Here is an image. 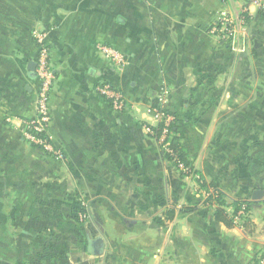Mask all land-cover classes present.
Segmentation results:
<instances>
[{"label":"crops","instance_id":"1","mask_svg":"<svg viewBox=\"0 0 264 264\" xmlns=\"http://www.w3.org/2000/svg\"><path fill=\"white\" fill-rule=\"evenodd\" d=\"M242 10L248 19L234 41L218 44L208 34L217 13ZM34 30L47 33V133L60 158L23 138L38 89L28 70ZM99 46L120 53L122 67ZM102 84L123 95L125 110L95 92ZM160 98L195 172L228 204L251 203L249 231L216 222L208 193L162 159L145 129ZM256 190L264 191V16L249 0H0V264H257ZM80 204L86 218L76 222ZM96 237L98 256L89 253Z\"/></svg>","mask_w":264,"mask_h":264},{"label":"built area","instance_id":"2","mask_svg":"<svg viewBox=\"0 0 264 264\" xmlns=\"http://www.w3.org/2000/svg\"><path fill=\"white\" fill-rule=\"evenodd\" d=\"M250 4L253 5L258 12L264 14V0H249ZM246 10H242L238 18H235L226 11H220L217 13L215 20L208 27V34L213 37L218 44L227 45L229 42L234 40L238 29L245 25ZM32 38L37 48V57L35 60V78L38 83V89L35 99V116L26 122L25 132L23 134L24 141L33 147L39 148L40 150L51 154L57 158L61 157L60 152L53 147L52 140L47 133V126L50 121L48 99L51 91L52 83L54 80V74L49 65V53L46 44L47 33L43 30H34L32 32ZM98 50L103 56L110 61L116 68L122 67L124 64V57L113 48L108 46H99ZM95 92L103 98L110 108L117 112H122L126 108V103L123 95L115 90L110 84H102L95 88ZM165 95V92H164ZM160 107L150 106L147 110L150 120L153 126L162 124L163 129L157 139L159 149L163 154H170V150L167 148L165 143L168 135V126L171 124L175 117L172 114H166L163 105L165 103L164 98H160ZM147 133L153 136L152 130L149 127H145ZM155 139V138H154ZM171 156V155H170ZM171 164L176 162V158L172 156V160L169 161ZM178 172L186 174V177L199 180L197 175H194L184 168L182 164L176 166ZM83 208V204H80ZM85 209V208H84ZM244 208L238 211L234 218V222H239V216H244ZM79 221H83L86 218V213L78 215ZM258 264H264V253L256 260Z\"/></svg>","mask_w":264,"mask_h":264},{"label":"trees","instance_id":"3","mask_svg":"<svg viewBox=\"0 0 264 264\" xmlns=\"http://www.w3.org/2000/svg\"><path fill=\"white\" fill-rule=\"evenodd\" d=\"M260 13V12H258ZM261 14V13H260ZM264 16V14H261ZM247 14L245 17V20H247ZM166 114H171L169 111L164 110ZM149 127L150 130L153 132V138L157 141L161 130L163 129L162 124H158L157 126H146ZM168 135L166 138L165 143L167 144L168 150H170V154H163L160 151V155L164 161L171 164L169 161L172 160V156L176 158V162L174 164H171L175 169L178 164H182L184 168H188L190 172L194 175H197L199 177V180H196L198 186L206 191L208 193L206 199L204 200V205H207L210 208H213V218L216 222L223 223L226 227L232 228L236 226V223L234 222V218L237 215L238 211L241 210V208H244V212L247 213L249 210L250 202L247 200H236L231 202V204H228L224 198V195L220 192L218 189L217 184H206L203 179L195 172L193 169L192 163L188 159L187 151H186V143L183 141V138L179 135L178 126L173 121L168 126ZM171 155V156H170ZM181 177H186L187 175L179 172ZM209 188L213 190L212 193H209ZM231 207V213L227 212V209ZM196 211L195 206L192 208H185L184 212H194ZM85 212V209L79 205L77 208H75L71 212V218L78 222L79 214H83ZM242 221V227L246 228L248 231L251 228L249 225L248 219L244 218V216H239V222Z\"/></svg>","mask_w":264,"mask_h":264},{"label":"water","instance_id":"4","mask_svg":"<svg viewBox=\"0 0 264 264\" xmlns=\"http://www.w3.org/2000/svg\"><path fill=\"white\" fill-rule=\"evenodd\" d=\"M35 69V63H31L28 66V70L31 72H34ZM264 196V191L262 190H256L253 192L252 194V200L253 201H257L260 200L262 197ZM102 241L100 238L96 237L93 240L89 241V253L94 255V256H98L100 255L101 251H102Z\"/></svg>","mask_w":264,"mask_h":264},{"label":"rangeland","instance_id":"5","mask_svg":"<svg viewBox=\"0 0 264 264\" xmlns=\"http://www.w3.org/2000/svg\"><path fill=\"white\" fill-rule=\"evenodd\" d=\"M234 40H232L231 42H229V44L230 43H232ZM228 45V44H227ZM231 45V44H230ZM224 46H226V45H224ZM237 224V223H236ZM264 253V250H262V251H260V252H258L257 253V255H256V260L258 259V257L260 256V255H262ZM257 262V261H256ZM258 264V263H257Z\"/></svg>","mask_w":264,"mask_h":264}]
</instances>
